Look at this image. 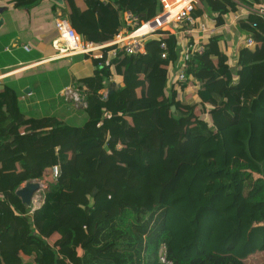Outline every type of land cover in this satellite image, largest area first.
<instances>
[{
    "label": "trees",
    "instance_id": "1",
    "mask_svg": "<svg viewBox=\"0 0 264 264\" xmlns=\"http://www.w3.org/2000/svg\"><path fill=\"white\" fill-rule=\"evenodd\" d=\"M41 1L3 3L28 9ZM64 1L54 13L95 43L120 31V12L146 22L162 10L159 0ZM191 4L194 19L209 12L221 25L240 5L264 0ZM236 27L255 41L238 50L241 68L232 69L213 36L201 53H189L184 82L168 85L179 55L167 30L148 38L143 54L92 59V73L71 80L85 102L81 124L27 115L17 89L4 85L0 264H159L162 242L173 264H245L264 251V16L250 12ZM188 85L198 86L199 102L180 96ZM190 143L193 158L182 159L171 188L162 185L155 171ZM32 179L47 183L33 211L15 194Z\"/></svg>",
    "mask_w": 264,
    "mask_h": 264
},
{
    "label": "crops",
    "instance_id": "2",
    "mask_svg": "<svg viewBox=\"0 0 264 264\" xmlns=\"http://www.w3.org/2000/svg\"><path fill=\"white\" fill-rule=\"evenodd\" d=\"M3 1L0 0V7L6 8L0 13L2 19L0 24V92L5 84L13 85L20 93L17 99L19 107L27 115L56 116L67 126L81 124L85 120V114L80 110L82 106L78 111L71 110L63 119L59 112L62 106L59 96L64 87L72 86V78L83 77L75 76L71 70L86 59H90L91 62L92 59L85 58L81 54L70 56L61 54L59 33L54 25L55 20L60 18V10L56 9L54 13L52 6L56 3L53 1L42 0L28 9H10L4 5ZM124 13L126 12L118 14L121 29L124 27ZM167 14L168 11L162 17ZM236 15L244 18L246 13L241 8L235 12H228L224 16L223 24L214 35L218 36L220 48L227 53L233 70L241 68L237 64V56L238 50L242 47L241 38L244 37V34H241L236 27ZM175 35L179 54L181 43L187 35L184 31H178ZM176 64L178 62L168 72V85L172 83L177 74ZM94 69L92 62V71ZM77 70L80 69L77 67ZM112 79L115 83H122L120 75L113 74ZM24 88H29L28 92H24ZM197 88V85H188L180 96L184 98L185 95L192 94L191 100L199 102L201 99ZM23 184L24 182L20 186Z\"/></svg>",
    "mask_w": 264,
    "mask_h": 264
},
{
    "label": "built area",
    "instance_id": "3",
    "mask_svg": "<svg viewBox=\"0 0 264 264\" xmlns=\"http://www.w3.org/2000/svg\"><path fill=\"white\" fill-rule=\"evenodd\" d=\"M192 1L193 0H159L162 10L146 22L140 21L136 15L128 11L124 13L125 18L123 29H120V31L111 40L101 43L84 40L66 19L57 18L54 22V25L59 33L60 52L65 56L81 54L88 55L91 59L98 60L101 59L104 54L108 56L115 55L118 52H124L126 54L132 55L143 54L145 52V42L148 38L160 36V31L163 30L170 31L176 37L175 34L180 31L179 27L185 25L187 28L183 31L185 32V35H187V38H185L184 42L181 43V57L180 59H178V64H176L178 66V71L175 76L177 80L184 82L187 78L184 71V63L188 60L189 53H201L204 49V45L208 41V38L213 37L218 32L219 27L222 25H218L214 19L215 15L209 12L204 13L197 20L194 19L190 15V12L192 10ZM179 4L182 5L180 11L173 15L168 21L158 25L157 27L147 32L140 31V29L144 25L157 20V17L168 10L170 7H176ZM240 8L245 11L246 16L250 12L256 13L260 16H264V5H257L254 7L240 5ZM246 16L244 18H239L236 15V22L239 19H245ZM171 22L177 23V29L170 30L167 28ZM255 25V23L252 24L253 27H255ZM254 45L255 41L252 35L245 34L243 37L242 46L253 48ZM161 48L165 49L164 43L161 44ZM165 54L166 52H163L161 56L165 57ZM60 95L66 101L72 100L76 106H85L83 95L79 92L78 89H73L72 86L64 87L60 91ZM105 96L106 93L102 92V98H105ZM50 169L55 176L57 174V166L52 165ZM46 188L47 185L44 186L42 182H40V189L35 192L29 207L31 211L39 207L43 202L44 192ZM36 194L37 196H35ZM158 260L159 264H173L172 260L167 255L165 242H162L159 245Z\"/></svg>",
    "mask_w": 264,
    "mask_h": 264
},
{
    "label": "rangeland",
    "instance_id": "4",
    "mask_svg": "<svg viewBox=\"0 0 264 264\" xmlns=\"http://www.w3.org/2000/svg\"><path fill=\"white\" fill-rule=\"evenodd\" d=\"M168 29L170 30H175L177 29V23H173L171 22L168 27ZM243 41V38H241V42ZM179 55V59H180V55H181V51ZM77 67L80 70H77ZM71 72L75 75V76H88L91 74L92 72V62L90 59H86V61L81 62L79 64L76 65V67L71 70ZM73 87V86H72ZM74 89V87H73ZM62 101V106H60V114L62 115V118L64 119L66 117V114L70 113L71 110L74 111H78L80 106H76L75 103L71 100V101H66L63 99V97L60 95L59 96ZM70 100V99H69ZM77 113V112H76ZM193 144H189L188 145V149L184 150V152L181 153V156L175 157V158H170L168 160H166L155 172H156V176L158 177L159 175H164L165 176V181L164 179H161L162 185L171 188L175 178L177 176V173L180 169L181 163H182V159H186L188 161L191 160V158H193ZM192 148V149H191ZM40 182H42V184L44 186L47 185L46 181H44V179H40ZM158 182V181H157ZM45 190V189H43ZM42 190V192H43ZM37 196V194L35 195ZM33 206V205H32ZM81 252V251H80ZM245 264H264V251L263 252H256L253 253L251 255H249L247 258L244 259Z\"/></svg>",
    "mask_w": 264,
    "mask_h": 264
},
{
    "label": "water",
    "instance_id": "5",
    "mask_svg": "<svg viewBox=\"0 0 264 264\" xmlns=\"http://www.w3.org/2000/svg\"><path fill=\"white\" fill-rule=\"evenodd\" d=\"M54 3L58 4L61 7L65 6L64 0H51ZM6 7H0V13L5 9ZM122 13V12H121ZM2 22V19L0 18V24ZM29 88H24V92H28ZM40 189V182L39 180H27L24 182V184L20 187H18L15 190V194L20 198L22 204H24L26 207H30V204L32 202V198L37 190Z\"/></svg>",
    "mask_w": 264,
    "mask_h": 264
},
{
    "label": "bare ground",
    "instance_id": "6",
    "mask_svg": "<svg viewBox=\"0 0 264 264\" xmlns=\"http://www.w3.org/2000/svg\"><path fill=\"white\" fill-rule=\"evenodd\" d=\"M181 6H182V5L179 4V5H177L176 7H170L168 10H166V11H168V14H167L166 16L162 17V16L166 13V11H165L164 13H162L161 15H159V16L157 17V20L152 21V22H150V23L144 25V26L140 29V31H141V32H147V31H149V30H151V29L157 27L158 25L165 23V22L168 21L173 15H175L177 12L180 11Z\"/></svg>",
    "mask_w": 264,
    "mask_h": 264
},
{
    "label": "clouds",
    "instance_id": "7",
    "mask_svg": "<svg viewBox=\"0 0 264 264\" xmlns=\"http://www.w3.org/2000/svg\"><path fill=\"white\" fill-rule=\"evenodd\" d=\"M47 189V188H46ZM29 208V207H28Z\"/></svg>",
    "mask_w": 264,
    "mask_h": 264
}]
</instances>
